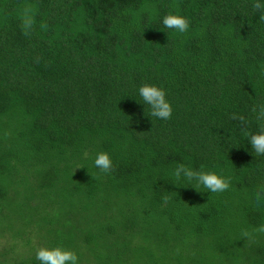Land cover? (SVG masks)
I'll use <instances>...</instances> for the list:
<instances>
[{
	"label": "trees",
	"instance_id": "obj_1",
	"mask_svg": "<svg viewBox=\"0 0 264 264\" xmlns=\"http://www.w3.org/2000/svg\"><path fill=\"white\" fill-rule=\"evenodd\" d=\"M38 2L47 30L0 20V264L57 244L81 264H264V234L243 235L264 224V156L247 143L264 123L253 0ZM148 6L178 8L190 32L163 29ZM142 83L166 89L170 120L150 117ZM97 151L110 173L92 167ZM176 162L231 187L177 183Z\"/></svg>",
	"mask_w": 264,
	"mask_h": 264
},
{
	"label": "clouds",
	"instance_id": "obj_2",
	"mask_svg": "<svg viewBox=\"0 0 264 264\" xmlns=\"http://www.w3.org/2000/svg\"><path fill=\"white\" fill-rule=\"evenodd\" d=\"M40 4L38 0H25L11 11L7 5L0 6V20H6L9 16L17 22L20 32L25 37H30L39 28L47 30V23L40 21ZM252 8L259 14V20L264 22V0H253ZM146 13L150 20L158 21L163 29L173 35H184L191 30V21L178 8L161 16L153 6L140 10ZM140 13H138L139 15ZM142 104L149 109L150 117L157 120L168 121L173 115V105L168 99V93L163 86L154 83H142L138 90ZM144 110V107H143ZM256 120L264 121V104L254 109ZM145 115V114H144ZM247 143L257 157L264 156V123H258L257 130L247 135ZM92 167L100 173L108 174L114 168L113 158L107 151H97L92 159ZM171 175L177 183L195 185L208 193H224L231 187V177L226 176L223 171L215 168L201 166L194 168L191 165L176 162L171 170ZM253 234H264V224L257 225L252 232H244L248 237ZM35 264H81L80 256L73 250L63 245H51L40 247L35 252Z\"/></svg>",
	"mask_w": 264,
	"mask_h": 264
}]
</instances>
